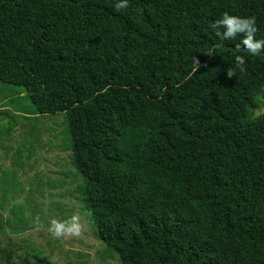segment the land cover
<instances>
[{
	"label": "trees",
	"instance_id": "trees-1",
	"mask_svg": "<svg viewBox=\"0 0 264 264\" xmlns=\"http://www.w3.org/2000/svg\"><path fill=\"white\" fill-rule=\"evenodd\" d=\"M116 2L0 0V81L27 93L25 117L63 114L84 208L119 264H264V51L211 27L254 17L264 38V0Z\"/></svg>",
	"mask_w": 264,
	"mask_h": 264
},
{
	"label": "rangeland",
	"instance_id": "rangeland-1",
	"mask_svg": "<svg viewBox=\"0 0 264 264\" xmlns=\"http://www.w3.org/2000/svg\"><path fill=\"white\" fill-rule=\"evenodd\" d=\"M26 95L21 87L0 81V127L15 121L0 138V214L4 224L7 219L10 226L24 228L0 230V264H119L117 254L95 235L84 208L63 114L25 117L32 107ZM261 101L256 114L264 109V97ZM73 215L82 225L79 235L57 237L48 230L51 219Z\"/></svg>",
	"mask_w": 264,
	"mask_h": 264
},
{
	"label": "clouds",
	"instance_id": "clouds-1",
	"mask_svg": "<svg viewBox=\"0 0 264 264\" xmlns=\"http://www.w3.org/2000/svg\"><path fill=\"white\" fill-rule=\"evenodd\" d=\"M130 0H117L114 7L117 10L127 9L129 7ZM211 27L217 30V35L222 40H233L240 36L239 43L236 44L237 50L244 49L251 55H258L264 51V38H257L256 33L258 31L254 17H244L239 15H232L224 13L220 18L215 20ZM246 62V56L236 55L235 56V67L241 71L244 69ZM195 63L199 65L196 60ZM230 73L229 75H232ZM82 225L79 217L73 215L68 219H56L50 220L48 230L55 236L65 235H79Z\"/></svg>",
	"mask_w": 264,
	"mask_h": 264
}]
</instances>
